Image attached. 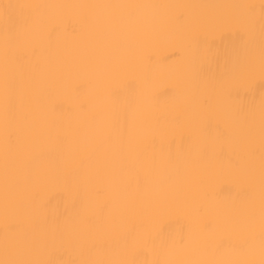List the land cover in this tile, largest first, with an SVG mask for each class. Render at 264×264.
Returning <instances> with one entry per match:
<instances>
[{"label": "bare ground", "instance_id": "1", "mask_svg": "<svg viewBox=\"0 0 264 264\" xmlns=\"http://www.w3.org/2000/svg\"><path fill=\"white\" fill-rule=\"evenodd\" d=\"M0 264H264V0H0Z\"/></svg>", "mask_w": 264, "mask_h": 264}]
</instances>
